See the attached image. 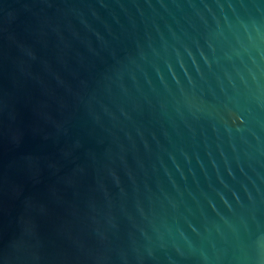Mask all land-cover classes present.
<instances>
[{
    "label": "water",
    "instance_id": "obj_1",
    "mask_svg": "<svg viewBox=\"0 0 264 264\" xmlns=\"http://www.w3.org/2000/svg\"><path fill=\"white\" fill-rule=\"evenodd\" d=\"M0 264H264V0H0Z\"/></svg>",
    "mask_w": 264,
    "mask_h": 264
}]
</instances>
